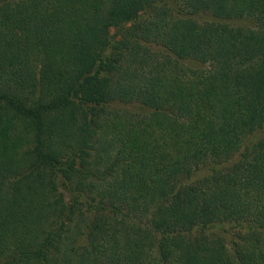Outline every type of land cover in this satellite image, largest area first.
<instances>
[{
    "label": "trees",
    "instance_id": "16d2710c",
    "mask_svg": "<svg viewBox=\"0 0 264 264\" xmlns=\"http://www.w3.org/2000/svg\"><path fill=\"white\" fill-rule=\"evenodd\" d=\"M261 130L264 0H0V264H264Z\"/></svg>",
    "mask_w": 264,
    "mask_h": 264
},
{
    "label": "rangeland",
    "instance_id": "374dc122",
    "mask_svg": "<svg viewBox=\"0 0 264 264\" xmlns=\"http://www.w3.org/2000/svg\"><path fill=\"white\" fill-rule=\"evenodd\" d=\"M141 19H142V17H141ZM231 24L232 25H239V26H249V27L251 26V24L248 21H246V20H238V21L232 22ZM113 33H114V30L110 29L109 30V34H113ZM114 38H116V37H114ZM263 133H264V130L256 131L251 136L246 138L238 153H241L243 151L244 146L250 144L252 141H254L257 138L261 137ZM236 157H237V155L235 156V158ZM203 174H205V170L204 169H198L195 172L194 176H195V178L196 177H201ZM217 230H218V232L220 231V233L225 231L224 233H222V235L225 236V237H227V235H228L227 232L230 231V229H228L226 226H221V228H218Z\"/></svg>",
    "mask_w": 264,
    "mask_h": 264
}]
</instances>
